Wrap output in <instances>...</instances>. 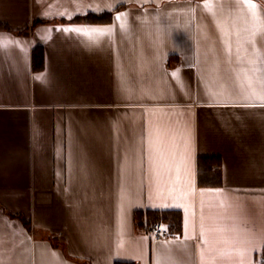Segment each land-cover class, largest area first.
<instances>
[{
	"label": "crops",
	"instance_id": "0c3cea01",
	"mask_svg": "<svg viewBox=\"0 0 264 264\" xmlns=\"http://www.w3.org/2000/svg\"><path fill=\"white\" fill-rule=\"evenodd\" d=\"M243 5L0 0V264L259 263L264 30L246 42ZM167 210L181 231L154 240Z\"/></svg>",
	"mask_w": 264,
	"mask_h": 264
},
{
	"label": "trees",
	"instance_id": "16d2710c",
	"mask_svg": "<svg viewBox=\"0 0 264 264\" xmlns=\"http://www.w3.org/2000/svg\"><path fill=\"white\" fill-rule=\"evenodd\" d=\"M259 1V0H258ZM111 13L87 14L74 20L87 22H104L110 20ZM0 28H8L0 24ZM20 33V31H19ZM34 66L41 69L43 67V51L40 48L34 50ZM198 183L202 186H220L222 184V160L218 156H200L198 159ZM154 217L150 226L162 221L166 223L169 236L179 233L182 227V215L178 210H167L161 212H150ZM150 228V227H149ZM261 260L264 262V248L261 252ZM122 264V263H121ZM130 264V263H123Z\"/></svg>",
	"mask_w": 264,
	"mask_h": 264
},
{
	"label": "snow or ice",
	"instance_id": "6c2138e0",
	"mask_svg": "<svg viewBox=\"0 0 264 264\" xmlns=\"http://www.w3.org/2000/svg\"><path fill=\"white\" fill-rule=\"evenodd\" d=\"M205 7L208 8L210 11L212 10V5L210 3H205ZM243 7H246L249 16H250V22L252 25V32H251V36L249 38H246V42L252 44L253 48L255 49V36L256 33L264 30V22L259 21L258 18V14L256 12V4L252 2V0H245V5H243ZM119 19V18H118ZM260 25L259 27H257V25ZM74 31L79 32L80 29H75ZM94 32L99 31L100 35H103L104 32L101 30H93ZM90 35V34H89ZM242 44L238 46L237 48V52L239 53L241 50ZM246 51V49H244ZM230 51V49H229ZM238 60L241 59V57L238 55L237 57ZM250 63H252L253 61H249ZM250 82V81H249ZM205 243H207V241H205Z\"/></svg>",
	"mask_w": 264,
	"mask_h": 264
},
{
	"label": "built area",
	"instance_id": "2783aa9c",
	"mask_svg": "<svg viewBox=\"0 0 264 264\" xmlns=\"http://www.w3.org/2000/svg\"><path fill=\"white\" fill-rule=\"evenodd\" d=\"M149 234L154 240H162L169 237V232L166 223L159 221L149 228ZM258 264H264L262 260Z\"/></svg>",
	"mask_w": 264,
	"mask_h": 264
}]
</instances>
